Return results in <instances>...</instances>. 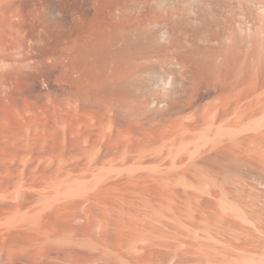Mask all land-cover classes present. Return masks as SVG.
<instances>
[{
	"label": "rangeland",
	"instance_id": "obj_1",
	"mask_svg": "<svg viewBox=\"0 0 264 264\" xmlns=\"http://www.w3.org/2000/svg\"><path fill=\"white\" fill-rule=\"evenodd\" d=\"M95 1L0 0V264H264V0H154L126 93L72 45Z\"/></svg>",
	"mask_w": 264,
	"mask_h": 264
},
{
	"label": "bare ground",
	"instance_id": "obj_2",
	"mask_svg": "<svg viewBox=\"0 0 264 264\" xmlns=\"http://www.w3.org/2000/svg\"><path fill=\"white\" fill-rule=\"evenodd\" d=\"M39 1L11 0V8L14 14L20 11L23 19L34 17L40 20L42 15L38 19L36 11L31 10V7L34 5L32 2L38 3ZM95 2H99L100 5H98L100 7L94 12L91 19L89 18L91 22L84 24V20L82 23L77 20L74 21L71 23L72 25L70 24L72 32L70 31L69 35L72 36L73 47L76 48V51H80L81 53H79L82 56V52L88 54V52L97 50L98 53H94L99 54L102 60L101 63L98 61L100 64V67L96 69L98 71L91 68V71L88 70V72L87 70L78 71V69L76 72L79 76H84V72L86 71L85 73L87 74L85 76H89L88 73L91 72L90 74H93L95 71L96 76L98 75L97 73L102 76L98 75V77L100 76V80L103 77H105L104 80L108 79V84L113 79L111 86L114 87L113 90H120L119 92H125V89H131L130 91L136 90L137 87L141 86L140 82L138 84L137 78L140 80V75L147 74V78L150 79L148 75L153 67L152 59L155 55L154 49L157 45L156 39L158 35L154 0H97ZM255 3L260 5L258 2ZM229 6L233 7L232 4ZM233 10L234 8L230 12L232 16H234ZM256 10L264 16V6H257ZM64 15L62 16L64 17ZM44 19L47 20V18H43L41 19L42 22ZM49 20L51 19L45 21V24L50 27L53 23ZM220 29L222 28L220 27ZM61 33L65 36L64 32ZM61 33L58 34L60 35L59 37L62 36ZM219 35L220 33L216 35V38L219 39ZM141 59L143 60L140 61ZM93 63L97 65L95 62ZM143 63L145 64L144 66ZM43 64L45 65V63ZM94 64H92V67ZM82 72L83 74H81ZM93 75L90 76L93 77ZM98 77L97 81L94 80V82L96 81V85L94 84V86H97V82L100 81H98ZM146 85L148 84L146 83Z\"/></svg>",
	"mask_w": 264,
	"mask_h": 264
},
{
	"label": "clouds",
	"instance_id": "obj_3",
	"mask_svg": "<svg viewBox=\"0 0 264 264\" xmlns=\"http://www.w3.org/2000/svg\"><path fill=\"white\" fill-rule=\"evenodd\" d=\"M118 11H119V10H118ZM57 15L59 16L60 13L57 12ZM166 37H167V33H163V34H162V41H161V42H165Z\"/></svg>",
	"mask_w": 264,
	"mask_h": 264
}]
</instances>
